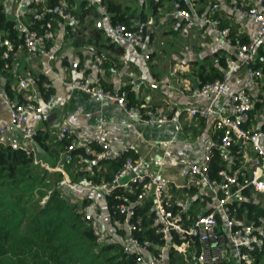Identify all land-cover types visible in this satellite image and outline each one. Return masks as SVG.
I'll use <instances>...</instances> for the list:
<instances>
[{"label": "crops", "instance_id": "crops-1", "mask_svg": "<svg viewBox=\"0 0 264 264\" xmlns=\"http://www.w3.org/2000/svg\"><path fill=\"white\" fill-rule=\"evenodd\" d=\"M48 1L41 0V4L46 6ZM175 1L163 0L155 3L153 0H104V4L110 2L120 6V16L127 19V24L131 27L142 21L153 20L154 24L149 26L144 43L137 49H128L114 34L113 14L106 10L105 5L101 7L93 0H73L69 4V12L71 16L78 17L81 24L73 29L68 19L65 24L60 25L57 33H53L50 38V52L55 56L53 59L39 51L29 53L24 48L18 50L7 72L12 77L16 93L21 94L23 99L36 103L44 101L47 91L63 97L61 104L52 111L56 116L51 121H47L45 116L32 115L34 128L50 135L46 143L49 150L39 147L33 138L20 134L11 126L10 110L4 99L0 98V124L8 128L4 144L16 143L21 149L34 153L35 164L40 166V172L46 169L51 173H61L64 181L59 183L57 188L73 190L72 196L80 200L78 205L85 197L94 199L93 202L98 207L94 216L99 227L108 232L113 241L126 243L117 234L122 225L112 221L105 203V194L88 191L85 189L89 186L87 182H81L78 186L72 185L64 169L65 164L63 169L60 168L66 153L62 152L59 160L52 155L55 140L50 133L59 129L66 121L72 123L79 138L85 142L95 137L98 121L100 117L103 118L106 121V140L117 149L135 146L143 158L144 169L158 173L167 180L165 199L180 207L179 211L186 215V220L191 219L190 214L202 215L213 211L216 206L217 195L207 187L190 184L183 177L182 171L186 165L202 162L204 155L216 148L220 133L215 130L213 119L191 118L186 110L206 103V98L192 97L202 83L201 74L203 77L212 75L213 69H220L219 62L222 59L226 63V69L222 71L226 74V59L232 46L225 44L209 29H191L185 21L174 15ZM234 3L243 6L257 4L256 0H197L200 10L217 4L218 17L232 29L233 43H243L242 41H249L257 26L251 20L235 14L231 10ZM0 5L7 17L18 24L22 34L30 30L32 22L27 14L32 12L28 0H0ZM261 50H264V41L258 49L259 57ZM125 54H128L126 64L123 62ZM146 55L149 59L145 58ZM41 75L45 77L42 87L38 84ZM86 78L97 82L106 90L128 88L149 114L164 113L168 122L150 126L129 120L116 105L72 90L62 82L64 80L73 83ZM22 81L28 84V88L20 87ZM6 82L7 79L0 70L2 90ZM227 88L230 92L246 90L252 96L264 100V79L260 81L244 71L233 75ZM178 113H181V116L176 118ZM259 114L258 119L250 124V128L264 126V105ZM238 145L243 159L247 160L254 155L251 144L239 142ZM97 157L100 158L99 155ZM242 169L246 179L250 178L253 169L246 161L242 163ZM130 177L125 176L123 182H128ZM191 189L194 191L191 192ZM48 194H51V191H48ZM251 198L258 208L264 210V194L251 190ZM245 199L241 191L235 200ZM235 219L237 223H247L246 218ZM163 222L165 223L164 220ZM166 229L167 226L164 229L165 236L168 234ZM184 244L185 252H177L184 257L194 253V261L188 263L198 264L196 245L185 242ZM168 249L169 244L159 249L166 258ZM148 252L149 256H154ZM224 261L228 264H264V250L258 261L241 262L232 252L228 253Z\"/></svg>", "mask_w": 264, "mask_h": 264}, {"label": "built area", "instance_id": "built-area-1", "mask_svg": "<svg viewBox=\"0 0 264 264\" xmlns=\"http://www.w3.org/2000/svg\"><path fill=\"white\" fill-rule=\"evenodd\" d=\"M28 1L35 5H41L42 3L41 0ZM93 1L103 7L104 0ZM153 1L160 3L163 0ZM183 1L187 3L188 8H182L181 4L175 1V16L185 21L191 29L211 30L225 44L232 46V50L226 59L228 71L223 78L203 84L192 94V97L206 98V103L186 110L187 115L191 118L213 119L214 128L220 133L219 142L215 149L218 151L221 161L226 163L225 168L219 172L220 179H212L210 176L214 150L208 151L202 162L186 165L182 171L183 177L190 184L197 187H207L209 191L217 195L215 209L209 214L199 215L192 226L186 229L181 211L173 213L171 211L173 204L165 199L167 180L159 177L158 173L144 169L143 158L139 155L135 146L117 149L111 142L107 141L106 121L101 117L96 127V135L89 141L84 142L79 138L70 121H66L59 129L52 131L50 134L57 142L65 140L70 142L67 152L78 149H85L90 152L92 146L97 145L101 150L98 155L102 160L113 161L126 157L122 167L114 174L111 182L104 184L90 182L85 189L109 195L117 187L130 188L132 185H141L138 201H142L149 195L150 190L155 185L154 197L159 214L166 223V232L169 229L177 230L181 233L183 239H187L186 244H197L199 246L197 252L198 264H218L224 261L230 252L239 261L250 263L252 254L264 247V216L240 224L232 215L231 206L238 193L247 188L255 193L264 194V126L257 129L250 128V124L260 116L259 110L263 107L264 100L258 96H252L246 90L230 92L227 85L232 76L241 71L260 81L264 79L262 69L256 67L259 58L258 49L264 41V0H256L257 4L250 6L234 3L231 7V10L239 17L251 20L257 26V30L246 43H233L232 29L218 17L219 6L217 4L210 5L206 10H200L197 0ZM44 10L54 16H60L64 20L69 19L73 29L78 28L81 24L78 17L71 16L69 3L66 0H62L53 8H45ZM153 24L152 19L139 22L137 26L131 28L124 24H116L113 26V32L126 44L128 49L133 50L141 47L149 26ZM46 27L51 28V21L46 24ZM52 37V32L40 35L36 31L28 30L23 35V44L16 48L10 39L0 34V58L10 60L20 48H24L29 53L39 51L53 59L54 54L47 51L45 45L46 39ZM145 58L149 59V56L146 55ZM123 60L126 64L128 54L123 56ZM62 82L63 85L72 90L83 92L99 101L116 105L129 120L150 126L163 125L168 122L164 113L149 114L144 106L131 105L122 90H106L90 78L73 83L64 80ZM20 87L26 89L28 84L22 81ZM45 87H47L46 84ZM0 98L4 99L10 110L11 126L29 138H34L38 132L32 125V115L46 116L63 101V97L52 93L42 103L31 100L18 102L14 99H8L1 88ZM180 116L181 113L176 114V118ZM262 121H264V116ZM7 133L8 128L0 124V146L5 145L4 140ZM239 142L251 144L254 151L252 157L242 160V163L246 161L253 169L251 177L243 183L240 182L241 171H243L242 163L241 169L236 170H232L231 165L234 156L233 148ZM8 145L14 149L20 148L16 143ZM67 160L71 161V157L67 156ZM129 175L131 176L130 180L124 183L123 178ZM43 203H45V200H43ZM134 205L132 203L123 204L118 206L115 211V213L124 215L126 219L127 242L124 244L125 254L135 257L136 264H169L162 251L156 256H149L148 247L142 245L134 237V232L138 229L135 223L130 222L135 215ZM97 208L96 203L92 202L83 208L82 213L85 220L91 223L96 238L95 243L101 244L110 236L108 232L99 227L94 216ZM217 214H220L223 218L224 224L222 226L216 218ZM184 245L183 243L178 247V252H185Z\"/></svg>", "mask_w": 264, "mask_h": 264}, {"label": "trees", "instance_id": "trees-1", "mask_svg": "<svg viewBox=\"0 0 264 264\" xmlns=\"http://www.w3.org/2000/svg\"><path fill=\"white\" fill-rule=\"evenodd\" d=\"M62 0H49L46 6L29 3L32 13L27 17L32 22L31 31H36L40 35L47 32L57 33L61 24L65 20L60 16H54L45 12V8H53ZM69 4L73 0H66ZM178 1L182 8H188L183 0ZM106 10L113 14V24H127V19L121 14V7L114 4H104ZM51 21V28L46 24ZM143 22V21H142ZM0 34L10 39L15 47L23 44L22 31L18 28L15 21L10 20L0 5ZM248 42L247 40L242 41ZM46 50L50 51V38L45 42ZM12 59L3 60L0 58V70L5 75L7 82L4 93L8 99H14L18 102H25L21 94L16 93V87L12 83V77L7 74L11 68ZM256 67L261 68L264 74V50H261L260 57ZM220 69H213L212 75L203 77V84L221 79L224 76L223 69H226L224 59L219 62ZM45 77L41 75L38 84L42 87ZM126 94L131 105L142 106L141 102L136 100L135 95L128 88L122 89ZM52 94L47 91L46 98ZM45 98V99H46ZM50 139L48 133L38 131L37 136L33 138L36 145L49 150L46 143ZM70 144L68 140L54 143L53 156L59 160L62 152L71 157V161H66L65 171L70 177V183L74 186L81 182L104 184L113 180L114 174L122 167L125 158L122 157L113 161H105L97 157L100 148L93 145L91 151L78 149L67 152ZM234 156L232 160V170L241 169L243 154L238 144L234 146ZM214 158L211 162L210 176L212 179H220L219 172L225 168L226 163L221 161L219 153L214 149ZM93 163V164H91ZM39 165L35 164L34 153L25 149H14L10 145L0 146V264H24L23 261H14L13 257L21 253V249L27 252L36 253L41 259L42 264H136L135 257H130L124 252V244L121 241H113L107 238L103 243H95L91 223L85 220L82 210L94 201L91 197H85L82 203L78 205L71 199V189L61 190L57 188L59 183H63L64 176L61 173H51L44 169L38 170ZM245 171H241L240 182L243 183L247 176ZM51 191V194H48ZM191 192L194 189L190 190ZM141 192V185H132L130 188L117 187L109 195H104L108 212L113 222H119L122 225L117 234L122 241L127 242V230L125 216L115 213L116 208L123 204H135L133 206L134 217L130 222L137 225L134 237L148 247V251L156 256L160 254V248L169 244L167 259L169 264H189L194 261V253L184 255L177 252V247L186 242L179 231L169 229L167 236L164 234L166 227L162 216L157 209V202L153 195H147L142 201H138V195ZM245 200H235L232 208V215L237 219H247V223L264 216V210L252 202L251 190H243ZM101 194V193H100ZM14 196V200L10 198ZM47 198L44 204L41 202ZM21 201V205L19 204ZM138 202V203H137ZM180 209L173 205L171 211L177 213ZM207 211L204 214H209ZM184 214V213H183ZM191 219L184 217L185 228L192 226L195 219L199 216L196 213L190 214ZM193 217V218H192ZM216 218L222 226L223 218L220 214ZM57 237L59 239H57ZM168 241V242H167ZM196 248H199L197 244ZM194 245V246H195ZM264 247L258 249L252 254V261L262 256ZM19 251V252H18ZM30 255V254H29ZM256 261V262H257ZM40 263V264H41ZM218 264H228L222 261Z\"/></svg>", "mask_w": 264, "mask_h": 264}, {"label": "rangeland", "instance_id": "rangeland-1", "mask_svg": "<svg viewBox=\"0 0 264 264\" xmlns=\"http://www.w3.org/2000/svg\"><path fill=\"white\" fill-rule=\"evenodd\" d=\"M71 196H72V194H71ZM70 196V197H71ZM71 199H72V202L74 203V202H76V203H80V200H78V198L77 197H75V196H72L71 197ZM10 200H14V196H12L11 198H10ZM42 204H44L43 203V201L41 202ZM20 205H21V201H20V203H19ZM57 239H59L58 237H57ZM26 249V247L24 248V249H21V253L19 254V255H17V256H14L13 257V259H14V261H23V263L24 264H37V262L38 261H41V259L39 258V257H37L36 256V253L37 252H35V253H30V252H27L28 250H25ZM19 252V251H18ZM30 254V255H29ZM41 263V262H40ZM39 263V264H40ZM42 264V263H41ZM57 264H59V263H57ZM67 264H69V263H67Z\"/></svg>", "mask_w": 264, "mask_h": 264}, {"label": "water", "instance_id": "water-1", "mask_svg": "<svg viewBox=\"0 0 264 264\" xmlns=\"http://www.w3.org/2000/svg\"><path fill=\"white\" fill-rule=\"evenodd\" d=\"M66 14H67V13H66ZM55 116H56V113H55V112H51V113H49L48 115L45 116V119H46L47 121H51ZM16 131L19 132L20 134H23L21 131H19V130H17V129H16ZM66 159H67V155H65V156L63 157V159H62V161H61V163H60V168H61V169H63L64 164H65V162H66ZM159 177H161V175H159ZM154 193H155V185L152 187V189L150 190L149 194H150V195H154Z\"/></svg>", "mask_w": 264, "mask_h": 264}]
</instances>
